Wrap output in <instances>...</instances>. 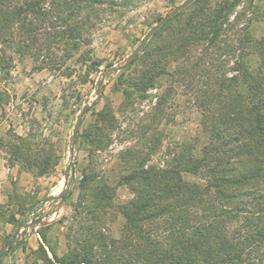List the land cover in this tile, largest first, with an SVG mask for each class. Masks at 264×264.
Masks as SVG:
<instances>
[{
    "label": "trees",
    "instance_id": "trees-1",
    "mask_svg": "<svg viewBox=\"0 0 264 264\" xmlns=\"http://www.w3.org/2000/svg\"><path fill=\"white\" fill-rule=\"evenodd\" d=\"M117 1L0 0V42L16 45L22 54L48 51L66 36L77 47L99 20L100 8L119 6ZM124 1L127 5L129 0ZM258 8L257 17L264 21ZM234 9L235 3L224 1L204 4L185 18L183 10L132 63L140 62L130 80L135 90L145 92L164 80L171 83L151 119L155 123L175 84L188 83L195 90L197 77L214 79L215 85L198 90L202 94L196 104L203 112L201 125L210 133L208 143L199 151L184 144L171 161L158 165L152 157L161 135L151 131L147 137L150 131H145L142 137L152 143L147 151L130 148L121 154L119 184L133 195L117 206L125 219L122 238L108 242L102 237V262L96 259V245L88 243L69 260L55 254L57 263L264 264V39L257 41L248 27L237 31L239 14L230 19ZM227 33L239 35V48L245 56L247 50L254 51L261 66L239 67L231 77L226 71L214 76L210 61L229 49L222 45ZM201 45L205 53L197 56ZM124 95L129 98L131 93L124 90ZM98 121L88 137L94 147L104 148L109 140L104 129L114 127L115 118L106 109ZM100 180L93 174L84 178L87 186L95 183L91 204L98 210L116 207V188Z\"/></svg>",
    "mask_w": 264,
    "mask_h": 264
},
{
    "label": "rangeland",
    "instance_id": "rangeland-1",
    "mask_svg": "<svg viewBox=\"0 0 264 264\" xmlns=\"http://www.w3.org/2000/svg\"><path fill=\"white\" fill-rule=\"evenodd\" d=\"M184 1L129 0L124 5V0H118L119 6L104 5L96 25L77 41V47L66 36L54 41L59 43L48 51L22 54L16 45L0 42V250L22 230L1 264H59L55 254L69 260L74 252L83 253L88 243L96 245V259L102 262V237L108 242L122 238L125 219L117 206L133 197L128 187L118 189L123 186L119 184L122 152L130 148L147 151L152 143L142 137L145 131H150L147 137L151 131L161 135L152 157L158 165L171 161L184 144L199 151L208 143L210 133L201 125L203 112L196 104L202 94L198 90L207 83L215 85L214 79L197 77L195 90L188 83L175 84L160 122L155 123L151 119L171 83L164 80L145 92L135 90L130 80L137 75L138 62L107 77L100 100L79 128L73 158L70 153L73 131L83 109L96 101L103 73L125 62L160 19ZM224 1L235 3L230 19L239 14L237 31L248 27L257 41L264 39V21L257 17V7L264 12V0H197L182 18L204 4ZM236 33L222 37V45L229 49L210 61L214 76L226 71L231 77L239 67L261 66L254 51L247 50L249 56H245ZM200 53H205L202 45L195 55ZM124 90L131 93L129 98ZM106 109L115 118L114 127L104 129L107 146L96 148L88 134L96 130L99 113ZM67 173L72 194L62 205L55 198L65 189ZM91 174L116 188V207L98 210L91 204L95 183L83 182ZM41 217H45L42 225L25 226Z\"/></svg>",
    "mask_w": 264,
    "mask_h": 264
},
{
    "label": "water",
    "instance_id": "water-1",
    "mask_svg": "<svg viewBox=\"0 0 264 264\" xmlns=\"http://www.w3.org/2000/svg\"><path fill=\"white\" fill-rule=\"evenodd\" d=\"M196 0H185L184 2H182L181 4H179L176 8H174L173 10H171L167 15H165L162 19H160V21L149 31V33L146 35V37L144 38V40L142 41V43L131 53V55H129V57L126 59L125 62L119 64V65H115L112 66L110 68H108L102 75V79L101 81L98 83L97 88H96V101H94L93 103H91L90 105L86 106L82 113L81 116L78 120L77 126L73 131V142L71 145V149H70V153H71V157L73 158V156L75 155V147H76V143H77V137L79 134V128L83 122V119L85 117V115L90 111L91 107H94L98 101L101 98V93H102V87L107 79V77L109 75H111L112 73L121 71L126 69L127 67H129L130 65H132L133 61L135 60V58L140 55L142 53V51L145 49V47L149 44V42L152 40V38L154 37V35L161 29L163 28L169 21H171L173 18H175L180 12H182L183 10H185L188 6H190L192 3H194ZM70 174L67 173L65 175V189L60 193L59 196H57L55 199L61 201V204L63 205L66 201V196L70 193L71 191V186L72 184L70 183ZM44 219L45 217H41L40 219H38L37 221L33 222V223H29L26 224L25 226L30 228L32 226H39L42 225L44 223ZM23 227V226H22ZM21 231L20 230L17 235H15L11 240H9L7 242V244L0 250V263H1V258L3 257V255H5V253L19 240L20 236H21Z\"/></svg>",
    "mask_w": 264,
    "mask_h": 264
},
{
    "label": "crops",
    "instance_id": "crops-1",
    "mask_svg": "<svg viewBox=\"0 0 264 264\" xmlns=\"http://www.w3.org/2000/svg\"><path fill=\"white\" fill-rule=\"evenodd\" d=\"M121 187L123 188L124 186H119L118 189L121 190V189H122ZM119 190H118V191H119ZM131 198H132V197H128V198H126L125 201H121V202L119 203V205H121V204H126L127 202H129V201L131 200Z\"/></svg>",
    "mask_w": 264,
    "mask_h": 264
}]
</instances>
